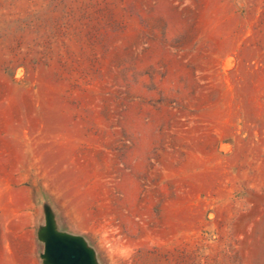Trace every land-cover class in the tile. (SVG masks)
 <instances>
[{"label":"rangeland","instance_id":"rangeland-1","mask_svg":"<svg viewBox=\"0 0 264 264\" xmlns=\"http://www.w3.org/2000/svg\"><path fill=\"white\" fill-rule=\"evenodd\" d=\"M44 204L99 264H264V0H0V264Z\"/></svg>","mask_w":264,"mask_h":264},{"label":"water","instance_id":"water-1","mask_svg":"<svg viewBox=\"0 0 264 264\" xmlns=\"http://www.w3.org/2000/svg\"><path fill=\"white\" fill-rule=\"evenodd\" d=\"M44 224L37 229V239L43 244L42 264H99L96 253L81 236L59 230L52 209L42 207Z\"/></svg>","mask_w":264,"mask_h":264}]
</instances>
